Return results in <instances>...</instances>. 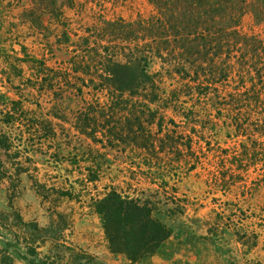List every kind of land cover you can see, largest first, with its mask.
I'll return each mask as SVG.
<instances>
[{"label":"rangeland","instance_id":"374dc122","mask_svg":"<svg viewBox=\"0 0 264 264\" xmlns=\"http://www.w3.org/2000/svg\"><path fill=\"white\" fill-rule=\"evenodd\" d=\"M57 4L60 20L44 17L40 27L27 14L32 0L0 3V141L8 145L0 146V248L20 264L36 257L55 264H264L262 166L240 167L235 156L246 141L226 119L210 109L161 112L167 153L143 158L104 148L75 128V112L106 102L103 93L80 97L43 81L70 57L66 31L75 40L101 18H148L155 13L149 0ZM241 31L264 36L251 14ZM112 189L161 195L152 198L156 215L174 234L156 256L132 263L111 252L95 201Z\"/></svg>","mask_w":264,"mask_h":264},{"label":"trees","instance_id":"16d2710c","mask_svg":"<svg viewBox=\"0 0 264 264\" xmlns=\"http://www.w3.org/2000/svg\"><path fill=\"white\" fill-rule=\"evenodd\" d=\"M149 2L155 13L148 18H101L75 40L66 31L70 57L50 83L43 81L51 90L80 97L87 90L103 93L106 102L85 103L75 112V128L104 148L143 158L167 153L161 112L195 115L210 109L245 138L235 157L244 170L262 166L256 181L264 187V36L241 31L248 14L264 28V0ZM27 14L40 27L44 17L62 16L57 0H32ZM155 61L160 71H152ZM0 146L8 148L3 140ZM160 196L134 197L112 189L95 201L113 254L137 263L166 246L174 232L156 215L159 201L153 199ZM51 228L36 227L39 232ZM0 264L20 263L0 248ZM27 264L55 262L36 257Z\"/></svg>","mask_w":264,"mask_h":264}]
</instances>
